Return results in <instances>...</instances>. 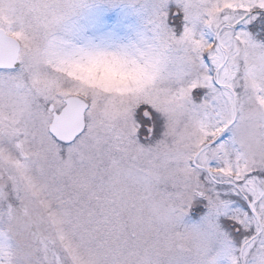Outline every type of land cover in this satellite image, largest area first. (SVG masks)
Listing matches in <instances>:
<instances>
[{"label": "snow or ice", "instance_id": "obj_1", "mask_svg": "<svg viewBox=\"0 0 264 264\" xmlns=\"http://www.w3.org/2000/svg\"><path fill=\"white\" fill-rule=\"evenodd\" d=\"M0 264H264V0H0Z\"/></svg>", "mask_w": 264, "mask_h": 264}]
</instances>
